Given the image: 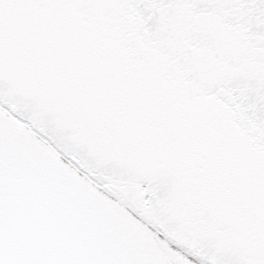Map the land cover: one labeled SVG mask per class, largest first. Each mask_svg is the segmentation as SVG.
I'll return each instance as SVG.
<instances>
[{"label":"snow or ice","instance_id":"1","mask_svg":"<svg viewBox=\"0 0 264 264\" xmlns=\"http://www.w3.org/2000/svg\"><path fill=\"white\" fill-rule=\"evenodd\" d=\"M0 264H264V0H0Z\"/></svg>","mask_w":264,"mask_h":264}]
</instances>
